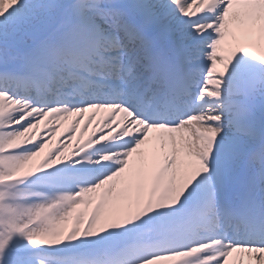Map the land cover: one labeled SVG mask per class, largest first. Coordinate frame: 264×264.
<instances>
[{"label":"snow or ice","instance_id":"obj_1","mask_svg":"<svg viewBox=\"0 0 264 264\" xmlns=\"http://www.w3.org/2000/svg\"><path fill=\"white\" fill-rule=\"evenodd\" d=\"M0 264H264V0H0Z\"/></svg>","mask_w":264,"mask_h":264}]
</instances>
